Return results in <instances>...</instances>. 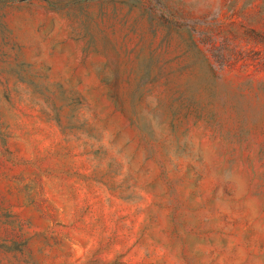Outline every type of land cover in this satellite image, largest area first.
Segmentation results:
<instances>
[{"label": "rangeland", "instance_id": "374dc122", "mask_svg": "<svg viewBox=\"0 0 264 264\" xmlns=\"http://www.w3.org/2000/svg\"><path fill=\"white\" fill-rule=\"evenodd\" d=\"M0 264H264V0H0Z\"/></svg>", "mask_w": 264, "mask_h": 264}]
</instances>
